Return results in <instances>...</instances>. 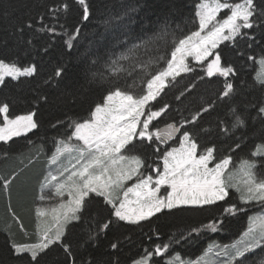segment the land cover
Instances as JSON below:
<instances>
[{
  "label": "trees",
  "instance_id": "trees-1",
  "mask_svg": "<svg viewBox=\"0 0 264 264\" xmlns=\"http://www.w3.org/2000/svg\"><path fill=\"white\" fill-rule=\"evenodd\" d=\"M200 1L86 0L89 16L85 19L75 0H0V60L19 68L35 67L32 75L1 82L0 105L9 106V118L33 113L38 125L26 135L0 143V264H33L30 254L17 255L13 245L34 244L38 239L40 178L56 141L71 135L70 122L88 118L90 110L117 88L140 97L152 76L165 68L178 41L197 30ZM63 3L68 4L67 11H51ZM255 5L253 28L219 44L205 62L189 64L191 71L169 79L147 104L144 117L164 109L149 122L148 133L154 136H136L124 151L141 158V172L160 170L163 155L179 145L184 132L196 139L200 154L214 149L210 165L225 158L236 164L264 144V116L259 112L264 85L255 79L257 60L264 58V15L260 14L264 0H255ZM77 30L69 48L65 42ZM133 45L140 47L120 62L124 70L113 75L107 65ZM216 54L222 67H231L227 76L216 71L208 76L207 63ZM139 64L148 67L141 70ZM226 83L233 84L234 91L222 97ZM236 115L244 123L232 128ZM256 163L257 176L264 156ZM4 180L10 181L7 191ZM232 205L236 211H226ZM254 205L240 203L229 190L224 200L214 204L162 210L133 224L116 221L112 206L90 193L79 219L66 226L63 243L50 245L37 264H131L148 253H153L150 261L157 264H165L163 260L171 255L189 260L207 246L235 242L246 229L248 214L260 209L253 210ZM109 220L111 225L104 229ZM210 223L218 224L215 231L204 228ZM65 244L70 246V257ZM164 245H168L165 253L157 256L156 247ZM263 256L261 246L246 253L242 264H258Z\"/></svg>",
  "mask_w": 264,
  "mask_h": 264
},
{
  "label": "snow or ice",
  "instance_id": "snow-or-ice-1",
  "mask_svg": "<svg viewBox=\"0 0 264 264\" xmlns=\"http://www.w3.org/2000/svg\"><path fill=\"white\" fill-rule=\"evenodd\" d=\"M75 2L82 6L84 18H88L89 8L86 0H75ZM67 9L68 4L63 3L59 8L51 9V11L55 14L60 10L67 11ZM198 9L200 30L179 40L171 52V59L167 61V68L153 75L148 81L146 95L137 99L119 88L115 91H109L104 97V102L96 104L90 110L88 118L70 122L72 136L69 137V140L75 138L82 142L79 147L63 140L56 141V150L49 159L51 164H56L66 153L75 152L79 159L72 166L70 174L69 169L66 168L59 173V177L50 175L41 187L43 189L54 185V194L59 197L64 196L67 188L68 199L66 201L62 199L60 203L48 210L36 209L37 217L50 215L51 222L45 224L38 243L32 245L14 244L13 250L17 255L28 253L33 264H37L39 255L50 245L62 244L61 237L64 235L65 226L71 221L79 219L78 213L86 204V198L90 196V193L102 196L105 202L112 206L114 209L112 216L115 217L116 221H126L133 224L146 220L164 209H179L180 206L187 205H209L215 201L224 200L228 195L226 189L229 186L235 187L241 193L240 198L245 203L249 201L264 202V180L258 179L256 176L257 163L255 160L242 161V179L236 184L229 185L225 183L222 176L230 158H225L220 163H216L215 167L210 168L209 161L213 158L214 149L209 147L204 154H200L196 139L189 132H184L181 137L179 150L173 149L165 153L163 171L155 169V178L149 175L139 179L138 174L144 162L138 156L126 157L121 155L122 150L127 151L134 143L137 122L140 116L144 114L145 105L148 104L149 100L155 98L159 89L165 87V78L175 77L180 71H191L184 63V58L191 55L197 61L204 60L221 40H232L237 36L244 35L242 29L253 28L254 17L257 15L255 0H242V2L234 4L223 2V0H201ZM222 9L230 10V14L220 22L217 21V14ZM260 14L264 15V11ZM213 21L217 22L213 23ZM209 26H211V30L206 35H201ZM47 30L49 32L55 31L54 28ZM225 30H227V34H225ZM78 34L77 30L65 42L69 48L72 47V42L78 37ZM139 47L140 45H133L127 53H121L109 62L107 67L111 69L113 75H118L124 70L120 62L129 60L130 54ZM220 60V55L216 54L215 59L207 64L208 76H212L214 71L227 76L232 71L231 67H222ZM136 67L144 70L148 64H139ZM34 72V66L21 70L16 64H6L0 60V82L4 80L5 76L16 79L19 76L32 75ZM61 74L60 69L55 73L57 77ZM96 75L93 74L94 77ZM103 78L101 74V79ZM260 83L264 85V80H261ZM233 91L234 85L226 83L221 96L227 97ZM163 110L151 112L148 115V118L143 121V130L139 131V137L147 136L151 139V133L146 131L149 121L159 116ZM207 110L202 109V111ZM8 112L9 106L7 104L0 105V115L3 116V122L0 123V141L7 142L12 137H19L38 127L33 119V113L9 118ZM259 112L264 114V106L259 109ZM233 114H235V109H233ZM198 116L199 113L193 116V121ZM243 123L240 116L236 115L232 128L241 126ZM168 127L173 128V125ZM174 130L179 131V129ZM227 130V128L224 129V131ZM157 138H159V133H157ZM252 155L264 156V145H258L257 151L253 152ZM65 176L66 179H63ZM133 177H138L139 182L125 189L124 182ZM3 183L7 189L10 181L4 180ZM163 185H167L171 189L170 191L165 189L167 191L166 197L157 195ZM120 192H123V198H120ZM130 193L135 195V200H129ZM41 199L43 200L44 197L41 196ZM226 211H236L235 205L230 206ZM111 223L112 221L109 220L103 225V228L107 229ZM37 227L39 231L40 226ZM206 227H211L213 231L216 230L214 224ZM261 246H264V216L250 217L249 228L244 233L243 238L232 245L234 254L222 251L229 256L228 264H242V259L246 253H250L253 249ZM63 247L65 253L70 257V246L65 244ZM116 247L117 244L113 243L112 248ZM163 247L167 249L168 245ZM160 253L161 248L158 246L155 254L159 255ZM152 255L153 253H148L135 264H149ZM177 260H179L178 257L168 261L167 264H176ZM180 264L183 262L181 261Z\"/></svg>",
  "mask_w": 264,
  "mask_h": 264
},
{
  "label": "rangeland",
  "instance_id": "rangeland-1",
  "mask_svg": "<svg viewBox=\"0 0 264 264\" xmlns=\"http://www.w3.org/2000/svg\"><path fill=\"white\" fill-rule=\"evenodd\" d=\"M223 2H226V3H229V0H223ZM238 2H242V0H239ZM201 3V1L196 5V14H195V16H196V19H197V21H198V28H197V30H195L194 32H196V31H198V30H200V24H199V17L197 16V12L199 11V9H198V5ZM237 3V2H236ZM232 4H234V3H232ZM230 14V10H228V9H222L218 14H217V21H220V22H222L225 18H226V16L227 15H229ZM217 21H213V23H216ZM211 30V26H209V28L208 29H205L202 33H201V35H206L207 34V32L208 31H210ZM225 34H227V30H225ZM191 35V34H190ZM190 35H188V36H190ZM187 37V36H186ZM185 38V37H184ZM183 39V38H182ZM194 39H197V38H194ZM233 40V39H232ZM232 40H227V41H232ZM179 42V41H178ZM223 42H225V41H223V40H221L219 43H218V45L219 44H221V43H223ZM217 45V46H218ZM216 49V48H215ZM215 49H212L211 50V54L208 56V57H206L204 60H202V61H197L195 58H194V56H191V55H189V56H186L185 58H184V63L187 65V67H189V64H192V63H195V64H200V63H203V62H205L206 60H208L209 58H210V56L212 55V53H213V51L215 50ZM170 59H171V55H170ZM209 62H211V60L209 61ZM208 62V63H209ZM207 63V64H208ZM6 64H8V63H6ZM29 67H32V66H29ZM19 68V67H18ZM24 68H27V67H24ZM24 68H20L21 70H23ZM167 68V65L165 66V68L162 70V71H164L165 69ZM182 73H185V72H183V71H180L179 72V74L178 75H180V74H182ZM178 75H176V76H178ZM23 76H29V75H23ZM23 76H19V77H23ZM175 76V77H176ZM19 77H17V78H19ZM5 78H10V79H12L11 77H8V76H5L4 77V79ZM16 78V79H17ZM173 77L172 76H169V77H166L165 78V85L167 84V82H168V80L169 79H172ZM255 79H256V81L258 82V83H260V81L261 80H264V58H260V59H258L257 60V70H256V73H255ZM0 84H1V82H0ZM147 84H148V82H147ZM147 84H146V87H145V91H144V93L140 96V97H142V96H144V95H146L147 94V92H148V87H147ZM161 91V89H159L158 90V93ZM158 95V94H157ZM157 95H155V97L157 96ZM140 97H135V98H140ZM155 99V98H154ZM154 99H151V100H149L148 101V103H150L151 101H153ZM104 102V100L102 101V103ZM102 103H100V104H102ZM147 105H145V107H146ZM263 106H264V104H263ZM144 114H145V108H144ZM144 114H142L141 116H140V118H139V121L137 122V132H136V135H135V137L136 136H139V131L140 130H143V121L144 120H146L148 117H144ZM24 115H27V114H24ZM263 116H264V114H262ZM1 116V121H0V123H2L3 122V116L2 115H0ZM15 118V117H14ZM150 122V121H149ZM149 127V126H148ZM33 130V129H32ZM31 130V131H32ZM147 132H148V129L146 130ZM29 133V132H28ZM27 133H25V134H22L21 136H23V135H26ZM21 136H19V137H21ZM72 136V133H71V135L69 136V137H71ZM154 135L153 134H151V138L153 137ZM183 136V135H182ZM181 136V137H182ZM69 137H67V138H65V139H59V140H63V141H65V142H67V143H71L72 145H75V146H77V147H79L80 146V144L82 143V142H79V141H77L75 138H72L71 140H69ZM18 137H12L10 140H13V139H17ZM145 138H147V139H149L147 136H145ZM9 140V141H10ZM9 141H7V142H4V141H0V143H3V144H5V143H8ZM261 145H264V144H261ZM56 144H55V147H54V150H53V152H52V154H51V156L46 160V168L44 169V171H43V174H42V176H41V178H40V185H39V189H38V198H37V202H38V206H37V208H40V209H42V210H48V209H50V208H52L54 205H56V204H58V203H60V201L63 199V200H67L68 199V190H67V188L65 189V192H64V196L63 197H59V196H56L54 193H55V187H54V185H52L51 187H45V188H43L42 189V185L43 184H45V181H46V178H49L50 177V175H56V176H58L59 177V173H61V172H63L64 171V169H69V174H70V171L72 170V166L74 165V164H76L77 163V160L79 159V157H78V154L77 153H75V152H73V153H70V154H68V153H66L63 157H61L60 158V160L56 163V164H51L50 162H49V159L53 156V153L55 152V150H56ZM181 148V138H180V142H179V145H177L176 147H172V148H170L167 152H170V151H172L173 149H177V150H179ZM257 151V147L252 151V153L253 152H256ZM166 153V152H165ZM252 153H251V156L249 157V158H247V159H243L242 161H252V160H255L256 162H257V159L259 158V157H262V156H253L252 155ZM121 155H123V156H126V157H131V156H129V155H126L125 153H124V151L122 150V152H121ZM165 155V154H164ZM164 155H163V157H164ZM163 157H162V159H161V169L159 170V171H163ZM242 161H240V162H238V163H236V164H233L230 160H229V164H228V166L223 170V176H222V179L225 181V183H227V184H229V185H232V184H236L237 182H239L241 179H242V177H241V168H242ZM210 162L211 161H209V167L211 168V167H215V164L214 165H210ZM220 163V162H219ZM149 175H151V176H153V178H155V176H156V171L155 172H153V173H148V172H141V169H140V172H139V174H138V177H139V179H143L144 177H147V176H149ZM138 177H133L131 180H128V181H125L124 182V188L126 189L127 187H131V186H133L134 184H137L138 182H139V179H138ZM257 178L258 179H261V180H264V167H260V168H258V170H257ZM63 179H66V176L63 178ZM165 189H167L168 191H170L171 189L170 188H168V186L167 185H163L162 187H161V190H160V192L157 194V195H162V196H167V191L165 190ZM8 190V187H7V189H6V191ZM227 192L229 193V190H232V191H234L235 193H236V195H237V198H238V201L240 202V203H245V202H243L242 200H241V193L240 192H238L237 190H236V188L235 187H232V186H229L227 189ZM92 194H95L96 195V193H92ZM119 195H120V198H123V192H120L119 193ZM41 196H43L44 197V199L42 200L41 199ZM228 196V195H227ZM226 196V197H227ZM102 197V196H101ZM225 197V198H226ZM103 198V197H102ZM224 198V199H225ZM104 199V198H103ZM136 199V197H135V195L133 194V193H130L129 194V200H135ZM218 201H221V200H218ZM218 201H215L214 203H216V202H218ZM214 203H212V204H214ZM251 203H254L255 205L254 206H252L251 208H253V210H255V209H257V208H260V209H258V210H256V211H254V213H249L248 215V218H247V222H248V224H247V226H246V229L243 231V233L240 235V237L235 241V242H233V243H231V245H221V244H215L214 246H212V247H210V246H207L206 248H205V250L200 254V255H197L196 257H194V258H191V259H182V258H180L179 256H177V255H171V256H169V257H167L165 260H163L164 261V263L165 264H167V262L168 261H170V260H175V258H179V260H177L176 261V264H180V262L182 261L183 262V264H228V260H229V256H227V255H225L224 254V251H226V252H228V253H231V254H234V249L232 248V245H234V244H236L237 242H239V241H241V239L243 238V235H244V233L248 230V228H249V218L250 217H258V216H264V202H259V201H249V202H247V203H245V204H251ZM209 205H211V204H209ZM201 206H205V205H187V206H180V208H192V207H198V208H201ZM164 210H168V209H164ZM156 214V213H155ZM38 219H39V222H38V224H37V226L39 225L40 226V230L38 231V227L36 228V231H37V234H38V239H37V241H36V243H38L39 241H40V236L42 235V230H43V228L45 227V224L46 223H49V222H51V216L50 215H45V216H42V217H38ZM74 221V220H73ZM124 222H126V221H124ZM129 223V222H128ZM214 224V226H215V228L217 229V227H218V224L217 223H210V224H208V225H213ZM208 225H206V226H208ZM67 226V225H66ZM66 226H65V228H66ZM204 227V228H206V229H208V231L209 232H212L213 230H212V228L211 227ZM65 228H64V231H65ZM36 243H34V244H36ZM29 245H32V244H29ZM227 246V247H226ZM157 248V247H156ZM161 248V255L163 254V253H165V251H166V249H164V247H160ZM222 250H224V251H222ZM254 250V249H253ZM219 253V254H218ZM159 254V255H160ZM159 255H157V256H159ZM160 255V256H161ZM145 256H147V254H145V255H143L142 257H145ZM159 256V257H160ZM141 257V258H142ZM140 258V259H141ZM140 259H138V260H140ZM150 259H151V257H150ZM150 259H149V264H157V263H155V262H151L150 261ZM138 260H135L134 262H132L131 264H135V262L136 261H138ZM262 262H264V256H263V261L261 260V261H259V263L258 264H262ZM160 263V262H159ZM162 263V262H161Z\"/></svg>",
  "mask_w": 264,
  "mask_h": 264
}]
</instances>
